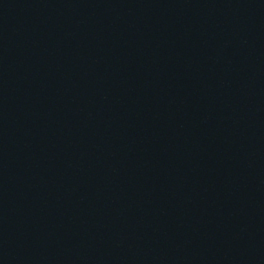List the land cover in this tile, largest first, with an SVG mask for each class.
Returning a JSON list of instances; mask_svg holds the SVG:
<instances>
[{
  "label": "water",
  "instance_id": "water-1",
  "mask_svg": "<svg viewBox=\"0 0 264 264\" xmlns=\"http://www.w3.org/2000/svg\"><path fill=\"white\" fill-rule=\"evenodd\" d=\"M0 264H264V0H0Z\"/></svg>",
  "mask_w": 264,
  "mask_h": 264
}]
</instances>
